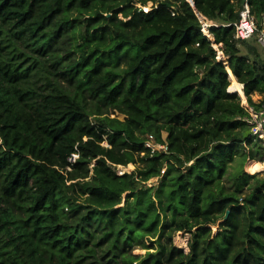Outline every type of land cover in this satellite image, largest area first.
I'll return each instance as SVG.
<instances>
[{
    "label": "trees",
    "instance_id": "1",
    "mask_svg": "<svg viewBox=\"0 0 264 264\" xmlns=\"http://www.w3.org/2000/svg\"><path fill=\"white\" fill-rule=\"evenodd\" d=\"M246 2L264 28V0H0V264H264Z\"/></svg>",
    "mask_w": 264,
    "mask_h": 264
},
{
    "label": "built area",
    "instance_id": "2",
    "mask_svg": "<svg viewBox=\"0 0 264 264\" xmlns=\"http://www.w3.org/2000/svg\"><path fill=\"white\" fill-rule=\"evenodd\" d=\"M145 8H144L145 10H148L147 7ZM199 18H200V15H199ZM200 20L202 22V30L209 37L213 38L209 31V27L212 24H214V22L207 20V18L204 15H202ZM234 25L236 27V36L240 39H250L257 32V40L260 43L262 49L264 50V28L262 29L257 28V22L255 19V16L252 13L250 5L247 2L244 4V7L241 9V15H240L239 20L236 21ZM242 104L246 108V110L250 113V116L247 117V121L252 125L253 132L262 134L263 128H264L263 126L264 125V102L258 108L251 105L249 102L242 103ZM145 145L148 148H150L153 153L155 150H161V151L167 152L169 149L168 143L166 141L158 142L155 136L153 135H149V137L145 141ZM79 156H80L79 152L76 151L68 157V160L71 163H74L78 159ZM115 167L118 173L120 174H123L126 171V169L124 168L125 166L116 165ZM68 168H70V166H68ZM155 180H157V177L150 179L149 182L151 183Z\"/></svg>",
    "mask_w": 264,
    "mask_h": 264
},
{
    "label": "rangeland",
    "instance_id": "3",
    "mask_svg": "<svg viewBox=\"0 0 264 264\" xmlns=\"http://www.w3.org/2000/svg\"><path fill=\"white\" fill-rule=\"evenodd\" d=\"M151 5H152V2L147 5V9L149 10L151 8ZM146 9V8H145ZM200 15V18L202 17L201 13H198ZM204 18V17H203ZM209 22V21H208ZM212 22V21H211ZM213 39V38H212ZM215 44V43H214ZM216 47L218 48V58L219 59H223L225 61V59L227 60V57L224 56L221 58L219 56V50H221L223 52V50L220 48V44L216 43ZM262 50V49H261ZM224 53V52H223ZM262 53L264 54V52L262 51ZM225 58V59H224ZM227 64V63H226ZM229 90H230V86H229ZM232 91V90H231ZM239 93V92H238ZM241 95V99H242V103H246L248 102V99H247V96L244 94ZM245 97V98H244ZM246 99V100H245ZM253 99L254 101L256 102H260L262 100H264V94L262 93H259V92H256L253 94ZM120 117H122L121 115H119ZM264 126V125H263ZM261 137L263 138V141H264V128H263V132L262 134H260ZM163 136L166 137L167 136V132H164L163 133ZM264 143V142H263ZM251 159L250 158H246L245 156H237V158L235 159V161L230 165V172H236L238 170H240L241 168H243L245 171H247L248 173H254V172H250L248 171L247 169V165L249 163ZM254 161V160H253ZM257 162L261 163L262 164V167L260 169L263 170L262 172V175L264 176V160L263 161H259V160H256ZM137 164H140L139 162H137L136 164L135 163H129L128 166H125L124 168L125 169H128V168H135ZM124 166V165H122ZM150 183V182H149ZM126 196V194L124 195ZM221 221V220H220ZM220 221L215 224V225H212L215 233L219 230V223ZM189 238H190V234L187 233V232H184V231H178L175 236H174V240H175V243L179 246H182L186 249V251H189V245H188V241H189ZM144 249H138L136 250V253H144Z\"/></svg>",
    "mask_w": 264,
    "mask_h": 264
},
{
    "label": "bare ground",
    "instance_id": "4",
    "mask_svg": "<svg viewBox=\"0 0 264 264\" xmlns=\"http://www.w3.org/2000/svg\"><path fill=\"white\" fill-rule=\"evenodd\" d=\"M222 52L221 51H219V56L220 57H222ZM230 79L231 80H233L234 81V84H235V89L239 92V93H241L242 95H243V93H242V87H241V84H239V83H237V81H236V79H235V77L234 76H230ZM262 167V164L261 163H259V162H257V161H250L249 162V164H248V171H250V172H254L255 170H259L260 168Z\"/></svg>",
    "mask_w": 264,
    "mask_h": 264
},
{
    "label": "water",
    "instance_id": "5",
    "mask_svg": "<svg viewBox=\"0 0 264 264\" xmlns=\"http://www.w3.org/2000/svg\"><path fill=\"white\" fill-rule=\"evenodd\" d=\"M226 64V63H225ZM230 212V211H229ZM229 212H228V214H229ZM228 214L225 216V218H224V220L228 217Z\"/></svg>",
    "mask_w": 264,
    "mask_h": 264
},
{
    "label": "crops",
    "instance_id": "6",
    "mask_svg": "<svg viewBox=\"0 0 264 264\" xmlns=\"http://www.w3.org/2000/svg\"><path fill=\"white\" fill-rule=\"evenodd\" d=\"M243 93V92H242ZM244 95V94H243Z\"/></svg>",
    "mask_w": 264,
    "mask_h": 264
}]
</instances>
